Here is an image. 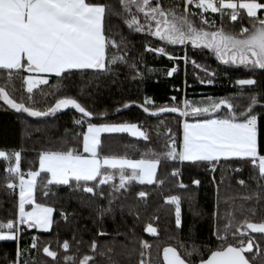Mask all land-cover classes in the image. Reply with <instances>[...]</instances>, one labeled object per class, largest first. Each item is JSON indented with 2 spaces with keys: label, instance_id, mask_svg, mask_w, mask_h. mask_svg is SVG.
Here are the masks:
<instances>
[{
  "label": "trees",
  "instance_id": "1",
  "mask_svg": "<svg viewBox=\"0 0 264 264\" xmlns=\"http://www.w3.org/2000/svg\"><path fill=\"white\" fill-rule=\"evenodd\" d=\"M87 2L106 6V34L117 43L122 41L119 51L126 55L127 60L115 65L109 63L104 72L84 70L73 71L62 78L52 76L49 84L36 87L31 94L24 89L22 77L26 73L23 72L10 83L0 84L6 87L13 99L33 110L48 111L59 99L73 98L93 114L89 119L69 107L47 116L30 117L0 101V149L8 154L19 151L21 171L36 170L42 151L66 150L70 147L81 150L84 128L79 130L77 121L82 118L83 125L135 123L149 136V140L145 141L126 134H103L98 148L103 155L142 158L146 150L162 153L168 140V130L178 148L182 116L178 113H159V109L172 106L181 108L183 99L207 96L227 99L235 106L237 113L245 111L250 97L255 96L258 101L254 107L258 151L264 155V71L220 63L213 51L193 47L191 43L187 46L168 45L147 32L137 33L126 25V17L131 15H137L143 22L142 14H137L134 6L124 13L118 0ZM162 4L165 8H174L177 15L182 12L188 15L184 12L183 0H162ZM189 10L196 13L189 16L193 25L208 32L222 29L235 35L242 27L251 29L253 25L252 18L243 13L232 21L230 11L201 15L191 7ZM203 20H207V23ZM148 47H163L167 55L149 52L146 50ZM110 52L118 50L111 49ZM184 56L196 65L207 67L213 76L184 65ZM173 67L177 71L169 76L167 73ZM245 78L256 79L258 83L252 87H239L236 81ZM145 100L153 102L147 107L150 111H157L158 115H150L142 110ZM208 117L189 115L185 118L195 120ZM8 163L0 162V222L16 221L18 214L16 188L6 187L7 182L17 184V177L9 176L6 171ZM107 171L116 173L110 183L118 184L119 170ZM125 171L131 172L128 169ZM173 171L179 175L173 176ZM255 176L256 170L247 159L233 158L219 161L215 172L210 170L207 163L164 160L158 166L156 183L141 185L133 181L127 186V191L117 193L111 192L110 184L101 186L93 195L72 186L45 187L38 178L35 202L54 209L51 230L41 232L26 225L21 226L17 240L0 241V264H12L21 249L25 250L21 264L24 261H28V264H64L66 257H75L76 264H79L85 255L95 257L93 264H139L142 252L146 253L145 259L150 263L163 264L165 247L176 248L191 264H197L218 248L239 246L241 240L245 244L249 240L253 243L256 258H252V253L245 254L251 264H264V233L245 229L248 232L246 236L231 234L245 221L264 222V191L254 179ZM240 180L245 184L241 185ZM193 181L200 183L196 185ZM180 183L185 187H179ZM260 183L264 184V181ZM45 191L49 194L44 195ZM141 191L147 193L145 198L139 197ZM249 195L253 199H243ZM173 196L180 200L182 224L179 228L175 224V205L166 202ZM227 217L232 218V227L225 232ZM149 225L157 229L156 235L146 231ZM100 232L106 234L99 235ZM33 242L36 248L31 247ZM64 242L70 246L67 252L62 248ZM93 242L97 244L95 252L91 250ZM145 242L150 245L149 249L142 247ZM45 247L57 253L55 261L43 253ZM186 252L192 255L189 257L185 255Z\"/></svg>",
  "mask_w": 264,
  "mask_h": 264
},
{
  "label": "snow or ice",
  "instance_id": "2",
  "mask_svg": "<svg viewBox=\"0 0 264 264\" xmlns=\"http://www.w3.org/2000/svg\"><path fill=\"white\" fill-rule=\"evenodd\" d=\"M118 2L122 5L124 13H128L134 6L135 12L142 14L143 22L137 18V15L126 17L127 27L137 33L147 32L148 35L168 45H183L190 42L193 47H203L213 51L223 64L231 63L237 67L264 71V14L258 16V13L264 10V2L260 0H244V2L183 0L184 12L188 15L183 12L177 15L174 8H165L162 0H118ZM191 5L212 13L223 9L233 10L230 13L232 21L238 18L239 12L236 10L242 9L247 17L252 18V28L242 27L235 35L225 33L222 29L215 32L197 29L189 19V16L196 15L189 10ZM105 17V5L93 4L87 0H0V84L10 83L23 72L27 74L22 77L23 83L27 85L26 90L31 94L35 87L49 84L50 76L62 78L73 71L84 70L104 72L109 63L112 65L125 63L127 57L119 51L122 41L117 43L106 34ZM203 22L207 23V20ZM111 49H117L118 52H110ZM146 50L167 55L163 47L156 49L148 47ZM168 58L173 59L171 56ZM176 71L177 69L173 67L167 74L171 76ZM201 82L205 83V81ZM236 83L244 88L255 86L258 81L245 78L237 80ZM172 99L175 100V97ZM0 101L16 112L27 113L30 117L47 116L69 107L81 113L83 117L91 119L93 116L73 98L59 99L48 111L33 110L13 99L5 86H0ZM152 103L151 100H145L142 110L150 115H158L157 111H150L147 107ZM257 104L255 96H251L246 110L239 113L228 100L216 101L209 106H195L185 100L183 109L175 106L162 107L159 113H178L182 117L211 116L221 108L227 109L228 115L194 123L185 121L182 151H177L176 141L168 130L165 151L157 153L155 150H146L143 157L138 160L101 158L98 154L102 133H129L148 141V134L134 123L101 126L89 123L86 132L82 134V152L71 147L66 150L44 151L39 155V170L29 171L27 179L21 173V154L0 151V162H9L6 168L9 176H16L19 179L18 220L0 222V241L17 240L18 233L22 230L21 226L25 225L30 229L51 230L54 209L35 202L38 178L45 187L72 186L74 189L96 195L98 188L110 184L111 192L117 193L122 190L127 191V186L133 181L141 185L156 183L158 166L164 160L207 163L210 170L215 172L219 161L237 158L247 159L251 163L256 170L254 179L264 191V184L260 183L264 181V155L258 151L257 116L254 114V107ZM129 106L125 105V107ZM77 123L82 121L78 120ZM12 156H14V166ZM108 169L119 170L118 184L110 183L116 173L107 171ZM126 169H130L131 172L126 173ZM171 174L179 175L175 171ZM193 183L199 185L200 182L193 181ZM239 183L243 185L245 181L240 180ZM6 187L15 189L17 185L7 182ZM179 187L183 188L185 185L180 183ZM48 194V191L44 192V195ZM138 195L140 198H145L147 193L141 191ZM243 199L251 200L253 196H245ZM166 202L175 205V224L177 228L181 227L179 198L173 196ZM26 205H32V210L26 211ZM231 219V217L226 218L225 232L232 227ZM245 229L264 233V222L257 224L245 221L231 234L246 236L248 232ZM146 231L152 235L157 234V229L151 225ZM105 234L99 233V235ZM220 238L224 239L223 236ZM31 247L36 248L35 242ZM69 247L68 242L62 245L65 252ZM142 247L149 249L150 245L145 242ZM96 248L97 244L93 242L91 250L95 252ZM253 248L251 240L246 244L241 240L239 246L225 245L212 251L207 260H201V264H251L245 254L252 253V258L255 259ZM24 251L23 249L18 251L17 258L12 264H21ZM43 253L53 261L57 257V253L48 247L43 249ZM185 255L190 257L192 253L186 252ZM145 256L146 253L142 252L139 264H149ZM94 260V256L85 255L79 260V264H93ZM163 261L164 264H191L173 247L163 249ZM24 264H28V261H24ZM64 264H76V258L66 257Z\"/></svg>",
  "mask_w": 264,
  "mask_h": 264
},
{
  "label": "crops",
  "instance_id": "3",
  "mask_svg": "<svg viewBox=\"0 0 264 264\" xmlns=\"http://www.w3.org/2000/svg\"><path fill=\"white\" fill-rule=\"evenodd\" d=\"M226 2H228V0H226ZM231 2H244V0H231ZM260 2H264V0H260ZM223 10H226V11H230V12H232L233 10H230V9H223ZM237 11H239L241 14L243 13V14H245L246 15V12L244 11V10H242V9H237ZM262 14H264V10H261V12H260V15H262ZM258 15H259V13H258ZM247 16V15H246ZM241 17V16H240ZM91 71H94V70H91ZM25 75H27V74H25ZM50 77H52V76H50ZM50 77H48V79H50ZM24 84V83H23ZM40 86V85H39ZM38 87V86H37ZM36 88V87H35ZM34 88V89H35ZM24 89H25V91H27L26 89H27V85L26 84H24ZM226 115H224L223 113H219V112H217V113H215V115H211L210 117H208V118H206V119H210V118H220V117H225ZM195 120H198V119H195ZM202 120H204V119H202ZM186 120H181V138H182V125H183V123L185 122ZM91 124H94V125H96V126H101V125H104V124H115V125H120V124H124V123H91ZM135 124V123H134ZM138 125V124H137ZM87 126H88V124H86V125H84V131L82 132V134L84 133V132H86V130H87ZM138 127L140 128V130H142V128L138 125ZM143 131V130H142ZM103 134H115V133H102L101 134V136L103 135ZM117 134H126V135H128V136H130V137H134V136H132L131 134H129V133H117ZM134 138H137V137H134ZM81 144H82V136H81ZM181 139H180V143H179V147L177 148V151H181ZM0 151H4V152H6L7 153V151L6 150H4V149H0ZM81 152H82V146H81V150H80ZM16 152H19V151H16ZM42 152H44V151H42ZM41 152V153H42ZM98 154H99V156L101 157V158H105V157H107V158H127V159H132V160H138V159H140V158H138V157H126V156H114V155H103V154H100L99 153V151H98ZM84 155H87V154H84ZM14 166V165H13ZM38 167H39V159H38ZM128 170H130V169H128ZM131 171V170H130ZM29 171H21V173L25 176V179H27L28 177H27V173H28ZM27 177V178H26ZM17 187H16V192H17V211H18V201H19V187H18V185H19V179H18V177H17ZM42 206H45V207H50V206H46V205H42ZM52 208V207H51ZM32 210V205H26V211H31ZM18 215H19V212H18V214H17V220H18ZM52 218H53V215H52ZM35 230L36 231H41V230H39V229H36L35 228ZM6 231V230H5ZM41 232H46V231H41Z\"/></svg>",
  "mask_w": 264,
  "mask_h": 264
},
{
  "label": "rangeland",
  "instance_id": "4",
  "mask_svg": "<svg viewBox=\"0 0 264 264\" xmlns=\"http://www.w3.org/2000/svg\"><path fill=\"white\" fill-rule=\"evenodd\" d=\"M190 7L193 8V9H195V10H197L199 12V14H201V15H203L205 13H212L211 11L204 12L202 9H197V8H195V5H191V6H189V8ZM219 12H226V10H221ZM216 13H218V12H216ZM204 31H206V30H204ZM188 43H190V42H188ZM188 43L183 44V46H187ZM215 56H216V54H215ZM217 60L220 63H222L218 58H217ZM183 61H184V65L188 64V65H190V67L196 69L197 71H199V72H201V73H203L205 75H208L210 77L213 76V72L210 71V70H208V68L205 67L204 65H200V64H197L196 65V64H194V62L191 59H187L185 56L183 57ZM198 79H200V78H198ZM185 100H187V99H183L182 100V107H181V109H183V103H184ZM220 100H227V99H225V98H219V97L216 98V97L207 96V97H200V98L198 97V98H196L194 100H189L188 99L187 101L190 104L195 105V106H209L211 103L216 102V101H220ZM224 109L225 108H221V110L219 112L220 113H223L224 115H228L227 109H225V110ZM220 118H223V117H220ZM182 120H186L188 123H194V122L200 121L202 119H198V120H187L185 117H182ZM182 141H183V125H182V138H181V143H182ZM181 151H182V144H181ZM38 170H39V167L36 170H34V171H38ZM162 259H163V253H162ZM149 264H152V263L149 262ZM163 264H164V261H163Z\"/></svg>",
  "mask_w": 264,
  "mask_h": 264
},
{
  "label": "built area",
  "instance_id": "5",
  "mask_svg": "<svg viewBox=\"0 0 264 264\" xmlns=\"http://www.w3.org/2000/svg\"><path fill=\"white\" fill-rule=\"evenodd\" d=\"M237 11V10H236ZM237 12H239V11H237ZM241 16V13L239 12V15H238V18ZM82 120H83V118H82ZM82 120H80V121H82ZM84 127V125L82 124V123H79L78 124V129L79 130H81L82 128Z\"/></svg>",
  "mask_w": 264,
  "mask_h": 264
},
{
  "label": "water",
  "instance_id": "6",
  "mask_svg": "<svg viewBox=\"0 0 264 264\" xmlns=\"http://www.w3.org/2000/svg\"><path fill=\"white\" fill-rule=\"evenodd\" d=\"M210 256V255H209ZM209 256L206 258V259H204V260H207L208 258H209ZM197 264H201V261L199 262V263H197Z\"/></svg>",
  "mask_w": 264,
  "mask_h": 264
}]
</instances>
